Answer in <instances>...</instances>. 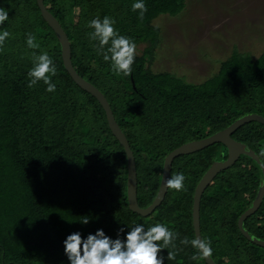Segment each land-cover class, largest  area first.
Wrapping results in <instances>:
<instances>
[{
  "label": "trees",
  "instance_id": "16d2710c",
  "mask_svg": "<svg viewBox=\"0 0 264 264\" xmlns=\"http://www.w3.org/2000/svg\"><path fill=\"white\" fill-rule=\"evenodd\" d=\"M185 1L145 0L148 10L140 18L131 10L133 0H44L68 35L74 67L104 93L129 139L142 207L155 198L164 158L173 149L224 129L246 114L264 116V52L253 60L234 51L218 72L199 84L149 68L160 39L153 20L161 14L176 16ZM0 8L9 12L0 32L10 33L0 47V264H68L63 245L67 235L80 231L87 236L103 228L115 238L121 226L130 230L128 226L136 223H143L145 230L163 223L177 233L176 248L160 253L164 264H207L205 258L193 260L196 249L182 245L180 239L195 238V187L213 161L227 158L226 148L215 143L175 158L171 176L183 173L184 189H168L148 216L131 211L124 147L110 130L98 99L66 70L61 44L37 0H0ZM97 16L114 18L120 34L136 46L149 43L137 53L131 75L115 74L99 54L97 42L89 39L92 30L87 24ZM29 33L39 49L27 47ZM43 51L57 68L54 92H47L43 81L28 87L33 57ZM259 131L247 132L249 136L241 131L239 139L260 152L264 164L257 148L264 139ZM228 170L220 175L232 192L212 189L202 196V237L211 241L217 264H264V247L248 240L238 227V217L252 205L264 181L261 168L252 169L247 178ZM85 218L88 224L81 223ZM244 226L264 240V200ZM170 251L175 252L171 260Z\"/></svg>",
  "mask_w": 264,
  "mask_h": 264
},
{
  "label": "rangeland",
  "instance_id": "374dc122",
  "mask_svg": "<svg viewBox=\"0 0 264 264\" xmlns=\"http://www.w3.org/2000/svg\"><path fill=\"white\" fill-rule=\"evenodd\" d=\"M185 3L184 9L176 16L161 14L153 20V24L160 28V39L149 62L153 72L167 71L187 82L199 84L218 72L221 63L234 51L249 54L253 60L264 52V0H186ZM78 11L76 8L75 12ZM147 45V42L138 44L136 52L143 53ZM257 130L264 134V124L250 121L236 134L240 136L241 131L245 135ZM263 140L257 148L264 157ZM258 168L250 157L243 155L228 171L247 178L252 169ZM215 180L222 187L212 185L205 191L218 189L222 192L226 188L232 192L234 189L228 182H222V174ZM233 185L239 187L234 182ZM244 188L252 190L250 186Z\"/></svg>",
  "mask_w": 264,
  "mask_h": 264
},
{
  "label": "clouds",
  "instance_id": "9594fccd",
  "mask_svg": "<svg viewBox=\"0 0 264 264\" xmlns=\"http://www.w3.org/2000/svg\"><path fill=\"white\" fill-rule=\"evenodd\" d=\"M131 10L138 11L139 17L143 18L148 10L145 0H133ZM8 18L9 12L0 8V25H3ZM115 25L114 18L97 16L88 22L87 27L92 31L87 35L91 41L97 42L99 54L105 62L110 63L112 71L117 75L128 76L132 73V65L136 59V44L131 38L120 34ZM9 36L8 31L0 32V47ZM26 44L30 49L40 48L36 37L31 33L27 35ZM56 74L54 59L43 51L33 57V66L27 73L28 87H34L43 81L47 86L46 91L54 92L56 84L52 82V77ZM185 179L183 173L173 175L166 180V186L169 189L181 191L184 189ZM80 221L83 224L89 223L87 218ZM128 227L130 230H125V227L121 226L115 238L106 234L103 228H98L87 236L80 231L67 235L63 245L68 264H164V257L160 255L161 251L164 248L173 250L176 248L175 241L178 235L166 224L156 223L149 226L147 230L143 223ZM180 243L185 246L190 244L196 249L197 255L192 257L193 260L206 258L212 254L211 241L200 236L191 240L187 237L181 238ZM167 258L174 259L175 252L170 251Z\"/></svg>",
  "mask_w": 264,
  "mask_h": 264
},
{
  "label": "water",
  "instance_id": "95a60500",
  "mask_svg": "<svg viewBox=\"0 0 264 264\" xmlns=\"http://www.w3.org/2000/svg\"><path fill=\"white\" fill-rule=\"evenodd\" d=\"M38 6L41 10L42 16L45 21L49 24V26L55 31L58 40L61 44L62 49V58L63 63L66 70L69 72L70 76L82 89L92 94L94 97L98 99L102 107L106 112V117L108 121V125L113 135L117 138V140L124 147L126 157H127V199L129 209L135 213H138L142 216H148L155 211V209L163 202L167 191L169 188L166 186V180L171 178L172 166L175 158L180 155L191 154L202 150L206 147L212 146L215 143H222L226 146L228 151V156L225 160L214 161L209 169L204 173V175L199 180L198 184L195 187V191L192 198V224L195 233V237H202L201 233V201L202 196L205 190L210 185L211 181L214 177L230 167H232L241 157V155H246L252 158L261 168L263 179H264V164L261 161L259 154L256 153L252 148H247V145L244 142H241L235 138H233L232 134L239 127L244 125L250 121H258L264 124V116L259 113H249L242 117L237 118L231 124H229L224 129H221L214 134L197 139L192 140L190 142H186L175 149H173L165 158L163 162L162 175L160 180V185L157 191V194L153 201L142 207L139 204L138 200V173L136 166V159L134 155V151L131 148L129 139L124 133L123 129L119 125L118 121L115 118L113 109L111 107L110 102L104 93L93 83L85 79L73 65L72 61V48L71 42L68 38V35L64 28L62 27L59 20L53 15L52 12L48 9L44 0H37ZM264 200V181L260 184L258 188L257 194L252 202V205L248 207L238 218V227L243 235L250 241L255 244L264 247V240L258 237L253 236L244 226L245 220L253 214ZM205 261L207 264H217L212 256L206 257Z\"/></svg>",
  "mask_w": 264,
  "mask_h": 264
},
{
  "label": "flooded vegetation",
  "instance_id": "af4514ba",
  "mask_svg": "<svg viewBox=\"0 0 264 264\" xmlns=\"http://www.w3.org/2000/svg\"><path fill=\"white\" fill-rule=\"evenodd\" d=\"M214 134V133H213ZM210 135H212V134H210ZM210 135H208V136H210ZM208 136H206V137H208ZM232 136L234 137V138H236L237 140H239V141H241L242 142V140H240L239 139V136L238 135H236V133L235 132H233V134H232ZM203 138H205V137H203ZM199 139H201V138H199ZM195 140H197V139H195ZM246 145H247V148H250L249 146H248V144L246 143V142H244ZM221 145H223L225 148H226V146L224 145V144H222L221 143ZM226 150H227V148H226ZM256 151V150H255ZM228 152V151H227ZM257 152V151H256ZM259 154V153H258ZM260 155V154H259ZM226 158H223V159H218V161H221V160H225ZM216 161V160H215ZM214 162V161H213ZM212 162V163H213ZM212 165V164H211ZM209 169V168H208ZM207 171V170H206ZM205 171V172H206ZM204 172V173H205ZM220 173H218L215 177H214V179L211 181V183H210V185L208 186V187H210V186H218V182H217V180H215V178L219 175ZM204 175V174H203ZM199 182V181H198ZM198 184V183H197ZM221 185V184H220ZM220 187H222V185L220 186ZM195 191V190H194ZM258 191V190H257ZM194 194V193H193ZM257 194V193H256Z\"/></svg>",
  "mask_w": 264,
  "mask_h": 264
}]
</instances>
